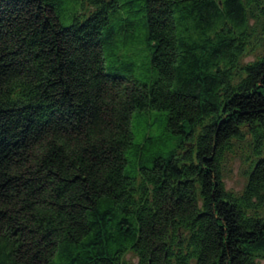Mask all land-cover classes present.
<instances>
[{
	"label": "trees",
	"instance_id": "1",
	"mask_svg": "<svg viewBox=\"0 0 264 264\" xmlns=\"http://www.w3.org/2000/svg\"><path fill=\"white\" fill-rule=\"evenodd\" d=\"M0 264H264V0H0Z\"/></svg>",
	"mask_w": 264,
	"mask_h": 264
},
{
	"label": "rangeland",
	"instance_id": "2",
	"mask_svg": "<svg viewBox=\"0 0 264 264\" xmlns=\"http://www.w3.org/2000/svg\"><path fill=\"white\" fill-rule=\"evenodd\" d=\"M86 11L92 10L90 6L85 5ZM81 9L79 12H81ZM262 44L260 42L253 41L249 47L247 54L244 56V61H250L254 58V52L252 51L254 48L255 50H258ZM135 133L137 134V131L135 130ZM138 138V134H137ZM246 166L245 164L240 161L239 159H231L228 161V163L225 166V187L226 189L233 191V192H239L242 190L246 183V176L244 174ZM127 259H130L132 261H136V258L129 253L127 256Z\"/></svg>",
	"mask_w": 264,
	"mask_h": 264
}]
</instances>
